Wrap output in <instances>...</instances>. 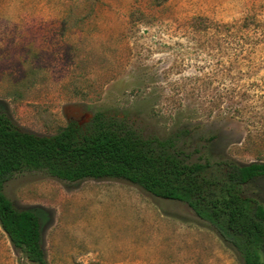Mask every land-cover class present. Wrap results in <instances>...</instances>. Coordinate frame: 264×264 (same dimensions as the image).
<instances>
[{
  "label": "rangeland",
  "instance_id": "374dc122",
  "mask_svg": "<svg viewBox=\"0 0 264 264\" xmlns=\"http://www.w3.org/2000/svg\"><path fill=\"white\" fill-rule=\"evenodd\" d=\"M0 106L50 135L116 114L191 160L264 159V0H0ZM90 114V117L85 114ZM245 190L264 200V178ZM49 264H244L186 203L119 178L13 175ZM0 264H35L0 227Z\"/></svg>",
  "mask_w": 264,
  "mask_h": 264
},
{
  "label": "trees",
  "instance_id": "16d2710c",
  "mask_svg": "<svg viewBox=\"0 0 264 264\" xmlns=\"http://www.w3.org/2000/svg\"><path fill=\"white\" fill-rule=\"evenodd\" d=\"M180 134L142 135L116 114H94L40 135L18 126L0 106V227L35 264H49L40 207H18L4 192L13 175L41 171L66 181L119 178L155 197L184 202L208 222L244 264H264V200L245 185L264 178V159L191 160ZM41 209V210H40Z\"/></svg>",
  "mask_w": 264,
  "mask_h": 264
},
{
  "label": "flooded vegetation",
  "instance_id": "af4514ba",
  "mask_svg": "<svg viewBox=\"0 0 264 264\" xmlns=\"http://www.w3.org/2000/svg\"><path fill=\"white\" fill-rule=\"evenodd\" d=\"M86 115V114H85ZM91 118V117H90ZM89 118V119H90ZM88 119V120H89ZM88 120H86L85 122L84 121H79V120H70V121H76V122H78L79 123V125H83V124H85Z\"/></svg>",
  "mask_w": 264,
  "mask_h": 264
},
{
  "label": "water",
  "instance_id": "95a60500",
  "mask_svg": "<svg viewBox=\"0 0 264 264\" xmlns=\"http://www.w3.org/2000/svg\"><path fill=\"white\" fill-rule=\"evenodd\" d=\"M86 116L90 117V114L86 113Z\"/></svg>",
  "mask_w": 264,
  "mask_h": 264
}]
</instances>
